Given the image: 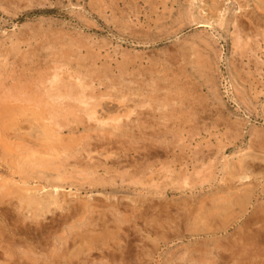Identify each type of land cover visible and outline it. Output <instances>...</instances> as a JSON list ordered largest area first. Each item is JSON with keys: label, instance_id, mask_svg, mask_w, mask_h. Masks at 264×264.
Masks as SVG:
<instances>
[{"label": "rangeland", "instance_id": "374dc122", "mask_svg": "<svg viewBox=\"0 0 264 264\" xmlns=\"http://www.w3.org/2000/svg\"><path fill=\"white\" fill-rule=\"evenodd\" d=\"M263 13L0 0V264H264Z\"/></svg>", "mask_w": 264, "mask_h": 264}, {"label": "bare ground", "instance_id": "6f19581e", "mask_svg": "<svg viewBox=\"0 0 264 264\" xmlns=\"http://www.w3.org/2000/svg\"><path fill=\"white\" fill-rule=\"evenodd\" d=\"M259 1H261V0H259ZM262 4H263V3H262ZM263 14H264V13H263ZM247 44H248V43H247ZM247 44H246V45H247ZM52 82H53V81H52ZM79 83H80V82H79ZM56 92H57V91H56ZM59 93H60V92H59ZM57 94H58V93H57ZM60 94L62 95V94H64V93H60ZM64 95H65V94H64ZM66 96H67V94H66ZM58 98H59V97H58ZM80 100H81V99H80ZM101 139H102V138H101ZM99 140H100V139H99ZM112 140H113V139H112ZM102 141H103V140H102ZM108 142H109V141H108ZM85 146H86V144H85ZM81 151H83V150H81ZM155 151H157V150H155ZM56 152H57V151H56ZM81 154H82V153H81ZM60 160H61V159H60ZM55 179H56V178H55ZM53 180H54V179H53ZM57 180H58V179H57ZM59 180H60V179H59ZM50 183H51V182H50ZM53 185H54V184H53ZM56 189H57V188H56ZM56 189H55V190H56ZM58 196H59V195H58ZM56 199H57V198H56ZM58 199H59V198H58ZM51 201H52V200H51ZM53 201H54V200H53ZM56 201H57V200H56ZM61 201H62V200H60L59 202H61ZM136 201H140V200H136ZM237 202H240V201H237ZM51 203H53V202H51ZM55 203L57 204V202H55ZM55 203H54V204H55ZM158 203H159V201H158ZM236 204H237V203H236ZM125 205H126V204H125ZM160 205H161V204H160ZM129 206H130V205H129ZM137 206H138V205H137ZM149 206H150V205H149ZM154 206H155V205H154ZM237 206H238V205H237ZM160 207H161V206H160ZM160 207H159V209H160ZM224 207H225V206H224ZM134 208H136V207H133V209H134ZM163 208H164V207H163ZM136 209H137V208H136ZM157 209H158V207H157ZM221 210H222V209H221ZM257 210H258V209H257ZM259 210H261V209H259ZM136 211H137V210H136ZM154 211H155V210H154ZM252 211H254V210H252ZM251 213H252V212H251ZM250 215H251V214H250ZM138 216H139V215H138ZM179 216H180V215H179ZM251 216H252V215H251ZM258 217H259V216H258ZM260 217H261V216H260ZM263 217H264V214H263ZM207 218H208V217H207ZM250 218H251V217H250ZM255 218H256V217H255ZM252 219H253V217H252ZM194 220H195V219H194ZM250 220H251V219H250ZM250 220H249V222H250ZM253 220H254V219H253ZM253 220H251V221L253 222ZM259 220H260V219H259ZM195 221H196V220H195ZM195 221H194V222H195ZM255 221H256V220H255ZM168 222H169V221H168ZM196 222H197V221H196ZM166 223H167V222H166ZM250 224H251V222H250ZM252 224H253V223H252ZM256 224L259 225L258 223H256ZM152 225H153V223H152ZM159 225H160V224H159ZM154 227H155V226H154ZM165 227H166V226H165ZM165 227H164V228H165ZM169 227H171V225H170ZM172 227H173V226H172ZM174 227H175V226H174ZM156 228H157V227H156ZM159 228H161V227H159ZM167 228H168V226H167ZM178 228H179V227H178ZM247 228H248V227H247ZM258 228H259V227H258ZM260 228H261V226H260ZM260 228H259V229H260ZM173 229H174V228H173ZM176 229H177V228H176ZM176 229H175V230H176ZM167 230H168V229H167ZM257 230H258V229H257ZM263 230H264V229H263ZM252 231H253V230H252ZM259 232H260V231H259ZM248 233H249V232H248ZM248 233H247V234H248ZM255 233H256V232H255ZM249 234H250V233H249ZM249 234H248L247 236H249ZM256 234L258 235L259 233H256ZM250 235H251V234H250ZM252 235H253V234H252ZM254 235H255V234H254ZM251 237H252V236H251ZM251 237H250V238H251ZM253 237H254V236H253ZM260 237H261V236H260ZM243 238H244V237H243ZM254 238H255V237H254ZM261 238H262V237H261ZM251 239H252V238H251ZM249 241H250V240H249ZM249 241H248V242H249ZM255 241H256V240H254V242H255ZM257 241H258V240H257ZM259 241H260V240H259ZM259 241H258V242H259ZM251 243H252V240H251ZM255 243H256V242H255ZM258 244H259V243H258ZM243 245H244V244H243ZM258 246H259V245H258ZM236 247H237V246H236ZM222 248H223V247H222ZM225 248H226V247H225ZM227 248H230V247L228 246ZM232 248H233V247H232ZM238 248H241V246H240V247L238 246ZM242 248H243V247H242ZM248 248H250V247H248ZM251 248H252V247H251ZM231 250H232V249H231ZM253 250H254V249H253ZM226 251H227V250H226ZM233 251H234V250H233ZM243 251H245V248H244ZM228 252L231 253L230 249H229ZM235 252H236V251H235ZM254 252H255V250H254ZM236 253H237V252H236ZM248 253H249V255H250V252H248ZM234 254H235V253H234ZM242 254L244 255V253H242ZM219 255H220V254H219ZM230 255H231V254H230ZM232 255H233V254H232ZM240 255H241V254H240ZM237 256H238V255H237ZM237 256H235V257H237ZM228 257H229V256H228ZM252 257H253V256H252ZM226 258H227V257H226ZM231 258H233V257H231ZM240 258H241V257H240ZM254 258H255V257H254ZM227 259H228V258H227ZM229 259H230V258H229ZM235 260H239V259H235ZM243 260H244V259H243ZM245 260H246V258H245ZM231 261H232V260H231ZM234 262H235V261H234Z\"/></svg>", "mask_w": 264, "mask_h": 264}]
</instances>
